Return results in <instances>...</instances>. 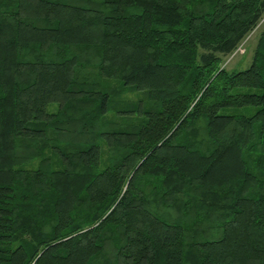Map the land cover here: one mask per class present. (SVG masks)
Instances as JSON below:
<instances>
[{"label": "trees", "instance_id": "obj_1", "mask_svg": "<svg viewBox=\"0 0 264 264\" xmlns=\"http://www.w3.org/2000/svg\"><path fill=\"white\" fill-rule=\"evenodd\" d=\"M264 0H0V264H264Z\"/></svg>", "mask_w": 264, "mask_h": 264}, {"label": "rangeland", "instance_id": "obj_2", "mask_svg": "<svg viewBox=\"0 0 264 264\" xmlns=\"http://www.w3.org/2000/svg\"><path fill=\"white\" fill-rule=\"evenodd\" d=\"M263 22L264 17L259 20L255 28L247 34L230 54L221 58L219 61L220 67L230 70L243 69L248 65L255 40Z\"/></svg>", "mask_w": 264, "mask_h": 264}]
</instances>
